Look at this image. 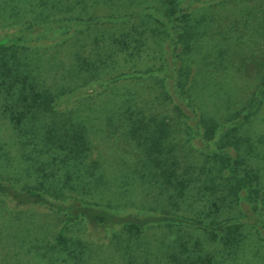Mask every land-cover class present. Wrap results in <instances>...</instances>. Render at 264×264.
I'll return each mask as SVG.
<instances>
[{"label": "rangeland", "instance_id": "374dc122", "mask_svg": "<svg viewBox=\"0 0 264 264\" xmlns=\"http://www.w3.org/2000/svg\"><path fill=\"white\" fill-rule=\"evenodd\" d=\"M154 1L0 0V38L25 33L22 59L37 76L41 86L66 93V102L59 109H71L70 115L75 119L83 118L86 124L90 149L82 161L74 165L69 161L73 176L67 194L113 207L116 211H166L184 217L199 214L208 220L206 213L200 211L207 212L209 202L214 198L219 202L222 192L217 184L213 192L205 186L210 184L207 167L211 161H207L199 151V141H191L192 132L188 124H194L196 113L200 111L222 118L252 95L258 82L260 59L264 56V26H261L264 23L260 21V25L256 26L257 20H261L264 0L193 1V6L205 3L198 10L208 9L212 14L208 32L200 36L198 46L189 59L191 76L186 86L193 83L188 91L193 104L181 101L172 88L171 91L168 89L165 80L160 82L157 79L156 71L161 72L165 68L167 59L172 60V54L167 41L150 31L154 25L151 20L145 22L151 27L148 26L145 32L146 39L140 51L131 46L111 56L108 52L111 35L120 29L129 28L131 31L134 26L140 29L144 25L139 16L124 24L104 22L102 19L123 16L125 20V15L133 16L142 8L153 5ZM229 6L233 10L231 8L228 12L226 7ZM235 15L238 21L232 24L237 26L233 27L234 32L252 33L255 38L252 44L250 41L247 45L241 40L237 42V36L228 38L226 44L220 43L222 31L225 32L226 25ZM74 20L83 23L75 27L72 24ZM236 46L242 51L235 50ZM221 47L225 48L224 53ZM78 53L100 63L97 81L93 84L91 81L84 83L87 73H78ZM119 72H137L139 75L110 81V77ZM101 81L106 83L100 84ZM2 104L0 92V150L9 157V161L4 159L0 163V169L21 172V180L28 182L40 177V167L49 172L53 169L54 179L60 183L65 178L66 165L59 161V157L52 159L53 151H42L41 139L31 132L20 135L3 111ZM128 107L136 113L165 116L169 122V146L182 167L194 169V178L185 197L170 198L166 186L160 179L154 178L152 172L155 168L145 157L142 147L126 135L124 111ZM247 132L254 141L255 152L251 161L260 171V196L255 209L236 201L231 202L233 205L228 208L220 204L215 214L217 217L238 216L240 210L249 214L242 225V239L231 253L218 252L217 264H264V100L252 116ZM201 167H205L203 172H200ZM88 169L94 174L87 172ZM15 213H11L12 219L2 225L0 231V264H46L47 259H54L56 264H73L59 256L44 257L36 252L35 247L29 248V245L38 246L40 242L50 241L60 222L56 213L40 206L23 211L21 219L15 218ZM83 229L89 237L85 235L89 241L84 264H128V259L136 264L145 261L150 264H174L171 252L178 241L187 242L192 248L195 247V240L208 249L215 247L214 241L206 239L203 232L186 223L173 228L153 224L138 237L132 238L120 229L115 232L108 230L101 237L92 234L95 230L89 225ZM22 237L26 243L21 247Z\"/></svg>", "mask_w": 264, "mask_h": 264}, {"label": "trees", "instance_id": "16d2710c", "mask_svg": "<svg viewBox=\"0 0 264 264\" xmlns=\"http://www.w3.org/2000/svg\"><path fill=\"white\" fill-rule=\"evenodd\" d=\"M193 1L156 0L153 5L142 8L133 16L125 15L127 16L125 20L123 16H106L102 19L104 22L124 24L132 17L139 16L141 24L144 25L140 29L134 26V30L131 29V31L129 28L120 29L118 33L111 35L108 41L110 56L114 52L128 50L131 46L136 51H140L146 39L145 32L151 27L145 22L151 20L154 25L150 31L153 35L158 34L161 40L164 38L167 41L171 46L172 54V60L167 59L165 68L161 72L156 71V77L160 82L165 80L168 89L171 91L172 88L175 96L180 97L181 101L192 104V97H189L188 91L193 83L190 82L189 86H186L191 76L189 59L198 46L200 36L208 32V22L212 17L208 9L198 10L206 5L205 3L193 6ZM209 4L208 2L207 7ZM226 8L229 12L232 7ZM260 17L261 20L260 18L257 20L256 26L260 25V21L264 23V6ZM236 20L238 21L236 15L233 20L230 19L225 32L221 33L220 43L226 44L230 38L237 36V42L241 40L247 45V41H250L252 44L255 40L252 33L246 35L242 31L234 32L233 27L237 28V26L232 24ZM204 22L207 23L203 25ZM82 23L80 20L72 21L75 27ZM261 26L263 27L264 24ZM25 37V33H16L0 38V92L3 97V111L20 135L31 132L40 138L42 151H53L52 159L59 157V161L66 165L67 170L64 172L65 178L57 183L53 169L49 172L44 167H40L42 174L33 182L21 180L19 174L21 172L0 169V231L12 219V212H16L15 218L21 219L23 211L40 206L56 213L60 220L50 241L46 240L44 244L40 242L38 246L29 245V248L35 247L36 252L44 257L59 256L62 260L73 262V264H84L89 241L87 232L83 229L86 225L95 230L92 234L97 237L103 236L108 230L115 232L116 229H120L132 238L138 237L153 224H163L173 228L186 223L189 226H195L204 233L206 239L215 242V247L208 249L199 240L194 241L193 248L189 247L187 242L178 241L176 247L172 245L175 247L171 252V260L174 264H217L218 252L231 253L233 247L242 239V225L246 223L244 218L249 213L240 210L241 218L240 215L217 217L215 214L220 204L228 208L233 205V201L245 203L249 209L257 207L261 176L259 168L251 161L255 152L252 146L254 141L247 130L252 116L264 100V56L260 59L262 61L257 70L256 87L245 103L232 109L231 112H226L222 118L202 111L199 113L195 107L191 106L194 112H197L194 124H188L192 132L191 141L198 140L201 144L197 145L199 151L207 161H211V165L207 167L210 172L208 177L210 184L205 186L213 192L217 184L222 192L219 202L214 198L209 202L207 212L200 211L209 217L205 220L199 214L184 217L182 214L166 211L142 213L116 211L113 207L66 193L67 187L71 186L70 180L73 176L69 161L72 165L82 161L90 149L87 127L83 118L75 119L73 115H70L71 109L69 111H65V108L59 109L61 104L66 102V93L41 86L37 76L22 59L21 52L25 46ZM224 47H221L222 53H224ZM235 50L242 51L238 46ZM76 58L78 73H87L86 77H89V79L85 77L84 83L91 81L93 84L97 81L96 77L99 73L97 68L100 63L79 53ZM99 60L103 62L100 56ZM138 75L137 72L131 74L119 72L111 76L110 81H117L124 77L134 78ZM105 83L106 81L100 82V84ZM175 105L180 107L177 103ZM135 113L129 107L124 111L126 135L142 147L145 157L155 168L152 172L154 178L157 177L166 186L170 198L185 197L194 178V169L182 167L177 155L169 146L167 142L170 134L169 122L165 116ZM4 159L9 161L6 152L0 150L1 164ZM204 169L205 167H201L200 172ZM87 172L94 174L90 169ZM216 179L217 183H215ZM75 225L76 228H73ZM20 242L22 247L26 243L25 238L22 237ZM20 250L17 251L21 252ZM127 263L136 264L131 259H128ZM46 264L56 263L54 259H47ZM141 264L150 263L145 261Z\"/></svg>", "mask_w": 264, "mask_h": 264}]
</instances>
